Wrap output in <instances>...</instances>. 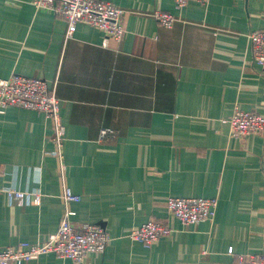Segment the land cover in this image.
I'll list each match as a JSON object with an SVG mask.
<instances>
[{
    "label": "crops",
    "instance_id": "obj_1",
    "mask_svg": "<svg viewBox=\"0 0 264 264\" xmlns=\"http://www.w3.org/2000/svg\"><path fill=\"white\" fill-rule=\"evenodd\" d=\"M104 1L125 9L120 41L105 43L85 23L67 37L55 11L0 0V80L21 74L53 89L66 182L82 197L71 220L111 236L103 254L82 262L45 254L26 264H240V254L264 255V134L234 138L223 122L236 107L264 116V72L249 40L264 30V0L183 9L174 0ZM156 10L175 16L173 28L156 21ZM52 134L42 113H0V185L42 193L40 205L0 196V251L47 241L59 227ZM169 197L217 198L215 221L184 226ZM150 219L173 231L147 247L129 235Z\"/></svg>",
    "mask_w": 264,
    "mask_h": 264
},
{
    "label": "built area",
    "instance_id": "obj_2",
    "mask_svg": "<svg viewBox=\"0 0 264 264\" xmlns=\"http://www.w3.org/2000/svg\"><path fill=\"white\" fill-rule=\"evenodd\" d=\"M178 9L195 2L206 5L210 0H174ZM36 9H51L63 16L67 22L66 36L76 31L79 23L98 28L104 35V41H120L125 34L122 18L125 9L104 0H31ZM156 21L167 29L173 28L175 16L168 11L156 10L152 13ZM254 61L264 72V30L249 34ZM20 107L42 113L53 124L52 141L55 149L52 155L58 159L62 182V201L64 212L55 233L49 239L39 243L21 242L16 246L0 251V264H26L45 254L82 262L89 254H103L111 241V236L101 224L86 223L76 226L72 222L75 212L72 203L80 202L81 195L75 194L66 182L67 167L64 164L65 127L60 117V102L47 81L37 77L12 74L0 80V113L8 107ZM223 122L230 128L234 138L243 139L250 134H264V116L236 107L232 115ZM107 133L103 130V136ZM5 194L17 205H40L42 193L38 190H21L15 184L0 185V196ZM168 211L184 226L200 222L213 223L216 218L217 198L169 197L166 201ZM172 228L164 221L150 219L141 227L131 231L129 237L149 247L159 239L172 233ZM232 253V250H230ZM240 264H264V255L240 254Z\"/></svg>",
    "mask_w": 264,
    "mask_h": 264
}]
</instances>
